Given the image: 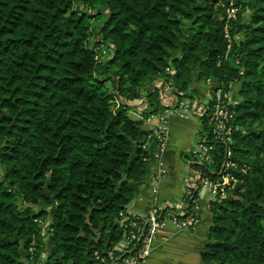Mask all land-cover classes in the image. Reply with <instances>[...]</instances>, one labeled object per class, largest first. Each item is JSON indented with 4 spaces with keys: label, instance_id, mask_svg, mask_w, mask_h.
Wrapping results in <instances>:
<instances>
[{
    "label": "trees",
    "instance_id": "1",
    "mask_svg": "<svg viewBox=\"0 0 264 264\" xmlns=\"http://www.w3.org/2000/svg\"><path fill=\"white\" fill-rule=\"evenodd\" d=\"M229 1L0 0V264H109L136 234L119 212L148 175L156 141L141 125L164 108L157 87L141 91L153 79L191 106L203 102L192 81L208 83L204 104L219 91L232 113L226 142L198 116L211 160L183 152L191 169L213 178L226 159L246 168L208 203L200 264H264V0H232L226 23L218 3ZM102 17L96 29L87 22Z\"/></svg>",
    "mask_w": 264,
    "mask_h": 264
},
{
    "label": "crops",
    "instance_id": "2",
    "mask_svg": "<svg viewBox=\"0 0 264 264\" xmlns=\"http://www.w3.org/2000/svg\"><path fill=\"white\" fill-rule=\"evenodd\" d=\"M190 86L197 89L207 101L210 95L208 83L192 81ZM150 87L158 88L162 105L168 107L171 104V95L164 90L162 92V81L160 79L151 80L142 87L141 91L144 92ZM146 100L147 98L143 95L139 101L133 104L131 103V106L138 108V110L132 112L136 117L134 119H141L140 105L142 103L144 104ZM168 109L170 115L166 120L165 149L160 154L159 159H156L154 156L157 149L156 143H147V147L152 155L148 175L144 181L138 183L136 186L135 195L126 206L125 213L127 215H145L153 207L157 206L173 207L180 212V208L182 209L183 206V196L186 189L188 186L192 188L196 185L195 179L198 172L191 169L190 164L193 161L184 160L181 156L183 152H190L193 150L191 149L189 140L176 141L173 140L171 135L173 128L176 127L177 129H181L185 127L187 124V117H181L177 112H172L170 107H168ZM168 112L166 114H168ZM157 114L158 113L152 114L150 117L144 119L141 128L150 130L153 123L156 121ZM184 138H189L186 133ZM198 138L199 133L196 135V142ZM159 161L162 162V167L166 170V176L157 181L155 175L160 169V165L158 164ZM182 164H185L186 170L190 173V176L183 180L181 184L180 176L182 173ZM153 188H155V192ZM199 197L198 224L192 228H179L171 220L167 219L162 227L157 228L155 238L150 242L151 253L149 257L140 264H200V253L207 240L208 229L211 224V212L208 205V195L201 193ZM48 242L49 237H46V248L49 247Z\"/></svg>",
    "mask_w": 264,
    "mask_h": 264
},
{
    "label": "built area",
    "instance_id": "3",
    "mask_svg": "<svg viewBox=\"0 0 264 264\" xmlns=\"http://www.w3.org/2000/svg\"><path fill=\"white\" fill-rule=\"evenodd\" d=\"M222 8L225 9L226 23L229 20L236 17L237 7L233 1H229L227 4L219 2ZM225 34L228 37L227 24L225 26ZM170 72L169 69L166 70ZM170 83L163 85L162 92L166 91L171 95V104L168 106L172 109L178 108L179 116L187 117L186 108L192 107L193 114H198V108H201L203 114H208V124L210 133L215 139L226 142L229 140V131L231 125L229 124L232 120V113L228 108V104L221 100L220 92L217 91L215 99L209 108L205 104L195 103L194 105H187L184 100L176 102V97L171 94ZM164 106V105H163ZM200 106V107H199ZM168 107L164 106L163 111L160 110L156 117V126L154 132H152L156 141L157 149L154 154L156 159H159L160 154L164 151L166 145V113ZM201 116V115H199ZM207 136H199L197 141V148L190 151L192 161L195 163L210 162L211 155L210 151L212 146L207 143ZM229 155V151L226 152V157ZM160 165L159 171L155 175V179L158 181L166 176V170L162 167L161 161L158 162ZM234 170H239L241 173H245V166L238 167L237 163L230 160H225L217 172H213L215 175L213 178L202 175L200 172L196 174L195 186L186 189L183 196V206L180 208V214L184 213V208L188 200H192V206L189 213H184L183 218L179 219L173 216L171 213H167L165 216L160 217L159 210L163 207H153L147 214L139 216H131L128 224L135 227L136 234H125L117 244L116 248L119 252L118 255L113 256L112 252H108L107 256L110 258L109 264H140L144 262L150 255V242L155 238L157 228L162 227L166 220H171L179 228H192L199 222L198 212V201L200 200L199 195L205 193L209 197V202H220L227 194V189L233 187L237 182L238 177L235 176ZM155 192V188H153ZM193 192V193H192ZM196 193V196H194ZM121 221L127 220L130 215H127L124 211L119 212ZM38 223L43 224L45 227L42 232H45L48 221L43 222L42 220L35 219ZM45 224V225H44ZM95 258L104 262V257H101L95 252Z\"/></svg>",
    "mask_w": 264,
    "mask_h": 264
},
{
    "label": "rangeland",
    "instance_id": "4",
    "mask_svg": "<svg viewBox=\"0 0 264 264\" xmlns=\"http://www.w3.org/2000/svg\"><path fill=\"white\" fill-rule=\"evenodd\" d=\"M246 16V15H245ZM104 17L100 18L98 20V22H92L91 19H87V22L90 23V25L92 24L93 28L96 29L99 25V23H101V21L103 20ZM236 91H237V87L235 84L232 85L230 91H229V97L234 100L235 99V96H236ZM201 94V93H200ZM210 94V93H209ZM210 96V95H209ZM202 100H204L202 103H205L206 100L205 98H203V96L201 95L199 97ZM185 103L187 105H190L191 103V99L190 98H185ZM165 109H163L164 111ZM169 111V109H167ZM201 108H198V114L199 115H203V112H201ZM171 111L172 112H177L178 113V108H175V109H172L171 108ZM186 114H187V124L185 125V127L181 128V129H177L176 127L172 129V132H171V135L173 137V140H176V141H180V140H189V144L191 146V149H196L197 148V142L195 140L196 138V135L198 134V132L202 129V123L199 119V115H196V114H193V111H192V107H190L189 109L186 108ZM158 113V112H157ZM128 114L132 117V118H136L134 114H132L131 111L128 112ZM179 114V113H178ZM169 112L168 114H166V120H167V117H169ZM142 118V117H141ZM144 120V119H143ZM155 126H156V121L153 123V126L152 128L149 130V131H152L154 132V129H155ZM185 133L188 135L189 138H184L185 137ZM153 134V133H152ZM184 163V162H183ZM190 176V173H188V171L186 170V166L185 164H182V173H181V176H180V180H181V184L183 183V180H185L186 178H188ZM38 220H42L43 222L47 221L46 219H38ZM45 225V224H44ZM48 226V224H47Z\"/></svg>",
    "mask_w": 264,
    "mask_h": 264
},
{
    "label": "water",
    "instance_id": "5",
    "mask_svg": "<svg viewBox=\"0 0 264 264\" xmlns=\"http://www.w3.org/2000/svg\"><path fill=\"white\" fill-rule=\"evenodd\" d=\"M39 183H42V182H39ZM45 194H46V197H48L51 201H53V199L50 197L49 193L47 192V190L45 189Z\"/></svg>",
    "mask_w": 264,
    "mask_h": 264
}]
</instances>
